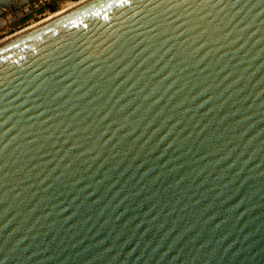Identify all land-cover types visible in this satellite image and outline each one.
<instances>
[{"label": "water", "instance_id": "95a60500", "mask_svg": "<svg viewBox=\"0 0 264 264\" xmlns=\"http://www.w3.org/2000/svg\"><path fill=\"white\" fill-rule=\"evenodd\" d=\"M0 264H264V0H84L1 41Z\"/></svg>", "mask_w": 264, "mask_h": 264}, {"label": "rangeland", "instance_id": "374dc122", "mask_svg": "<svg viewBox=\"0 0 264 264\" xmlns=\"http://www.w3.org/2000/svg\"><path fill=\"white\" fill-rule=\"evenodd\" d=\"M43 1L45 2V4H49L48 6H50V7L53 6L54 9L51 10L47 6V7H45V9H41V11H43V12L39 13V11H37V10L34 12L35 8L32 7L33 9H31V13H30L31 15H28L29 18L26 21H19L18 18L21 16H19V17L17 16V18L14 22H12V23L10 22L7 25L0 28V40L8 37L9 35L17 32L21 29H24L27 26H30V25L52 15L53 13H55L59 10L65 9V7H67L69 4H71L75 1H78V0H43ZM22 14L24 15L25 13H22ZM13 15H15V14L13 13Z\"/></svg>", "mask_w": 264, "mask_h": 264}, {"label": "flooded vegetation", "instance_id": "af4514ba", "mask_svg": "<svg viewBox=\"0 0 264 264\" xmlns=\"http://www.w3.org/2000/svg\"><path fill=\"white\" fill-rule=\"evenodd\" d=\"M48 5H49V4H45L44 1H41V2H39L38 4H36V5L34 6V8H35L34 12L37 10V11H39V13H41V12H43V11H40V10H41V9H45V7H47ZM36 7H37V8H36ZM31 9H33V8L31 7ZM22 13H24V12L21 11L20 14L11 15V17H9L8 20L5 19V23H4V25L0 26V28L3 27V26H5V25H7V24L10 23V22H11V23L14 22V21L16 20L17 16H18V17L21 16V17L18 18L19 21H26V20L29 18L28 15H31V14H30V13H31V10H30L29 12H26L24 15H23ZM21 14H22V15H21ZM24 18H26V20H24ZM18 20H17V21H18Z\"/></svg>", "mask_w": 264, "mask_h": 264}, {"label": "bare ground", "instance_id": "6f19581e", "mask_svg": "<svg viewBox=\"0 0 264 264\" xmlns=\"http://www.w3.org/2000/svg\"><path fill=\"white\" fill-rule=\"evenodd\" d=\"M82 1H84V0H78V1H75V2H73V3H71V4H69L67 7H65V9L59 10V11L53 13L52 15H50V16H48V17H46V18H44V19H42V20H40V21H38V22H36V23L30 25V26H27V27H25L24 29H21V30H19V31H17V32L11 34V35H9L8 37H6V38L0 40V42H1V41H4V40H6V39H8V38H10V37H12V36H14V35L20 33V32H22L23 30H26V29H28V28H30V27H32V26H34V25H36V24H38V23H40V22H42V21H44V20H46V19H48V18L54 16V15L58 14V13L64 11V10H66V9H68V8L74 6V5H76V4H78V3L82 2ZM31 4H32V5H36V3L34 4V3H30L29 1H26V5H25L24 9L27 10L28 7L31 6ZM2 18H3V17H2Z\"/></svg>", "mask_w": 264, "mask_h": 264}, {"label": "trees", "instance_id": "16d2710c", "mask_svg": "<svg viewBox=\"0 0 264 264\" xmlns=\"http://www.w3.org/2000/svg\"><path fill=\"white\" fill-rule=\"evenodd\" d=\"M51 10H53L54 9V7L53 6H48ZM41 11V10H40ZM24 20H26V18H24Z\"/></svg>", "mask_w": 264, "mask_h": 264}]
</instances>
